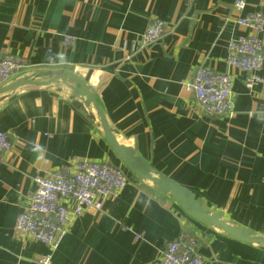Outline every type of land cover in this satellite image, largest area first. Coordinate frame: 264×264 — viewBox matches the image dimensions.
I'll return each instance as SVG.
<instances>
[{
  "label": "crops",
  "instance_id": "0c3cea01",
  "mask_svg": "<svg viewBox=\"0 0 264 264\" xmlns=\"http://www.w3.org/2000/svg\"><path fill=\"white\" fill-rule=\"evenodd\" d=\"M0 0V54L39 70H71L93 89L110 126L153 171L192 190L209 211L264 235V88L246 86L228 62L229 42L264 28V0ZM163 35L144 44L153 18ZM233 75V115L210 117L187 83L200 66ZM264 76V65L259 73ZM62 88V91H58ZM67 85L23 86L0 100V131L13 146L0 162V264H40L48 247L15 229L35 177L72 159L107 160L129 175L102 209L72 217L51 264H154L182 231L196 234L211 264H264V247L230 238L185 214L124 165L102 128L72 105ZM155 190V189H154Z\"/></svg>",
  "mask_w": 264,
  "mask_h": 264
},
{
  "label": "built area",
  "instance_id": "2783aa9c",
  "mask_svg": "<svg viewBox=\"0 0 264 264\" xmlns=\"http://www.w3.org/2000/svg\"><path fill=\"white\" fill-rule=\"evenodd\" d=\"M245 0H236L235 7L243 10ZM241 25L256 31L264 28V14L252 12L240 17ZM166 23L153 18L145 30L142 41L150 44L165 32ZM228 62L245 73V84L252 88L261 83L260 71L264 65L262 39L257 34L242 35L229 42ZM29 67L24 57L0 54V86L9 83ZM233 75L200 66L187 89L197 99L204 113L210 117L233 115ZM264 112V108H263ZM13 146L12 135L0 131V162ZM129 175L121 167L107 160L72 159L66 165L35 177L36 189L18 214L15 229L31 233L48 247L46 255L35 259L40 264H51L54 253L70 230L72 217H79L89 208L102 209L105 201L118 195L130 182ZM195 233L182 231L168 241L154 264H211L199 252Z\"/></svg>",
  "mask_w": 264,
  "mask_h": 264
},
{
  "label": "water",
  "instance_id": "95a60500",
  "mask_svg": "<svg viewBox=\"0 0 264 264\" xmlns=\"http://www.w3.org/2000/svg\"><path fill=\"white\" fill-rule=\"evenodd\" d=\"M60 82L72 90L70 96L72 105L83 111L91 121L102 128L113 151L136 177L151 185L158 193L170 196L179 204L186 215L199 223L217 227L232 239L245 243H255L264 247V235H260L246 226L232 225L224 220L222 211L211 212L204 208L202 199L197 197L192 190L173 179L156 174L150 164L133 146H128L120 140L118 131L108 123L93 89L78 73L66 69H47L23 74L0 86V100L8 93L23 86H50ZM58 91H62V88H58Z\"/></svg>",
  "mask_w": 264,
  "mask_h": 264
},
{
  "label": "trees",
  "instance_id": "16d2710c",
  "mask_svg": "<svg viewBox=\"0 0 264 264\" xmlns=\"http://www.w3.org/2000/svg\"><path fill=\"white\" fill-rule=\"evenodd\" d=\"M147 188H148L149 190H151V191H154V192L156 191V190L152 189L151 187H150V188H149V187H147Z\"/></svg>",
  "mask_w": 264,
  "mask_h": 264
},
{
  "label": "rangeland",
  "instance_id": "374dc122",
  "mask_svg": "<svg viewBox=\"0 0 264 264\" xmlns=\"http://www.w3.org/2000/svg\"><path fill=\"white\" fill-rule=\"evenodd\" d=\"M127 168V167H126ZM126 171V170H125ZM44 255H46V254H44ZM43 256V255H42Z\"/></svg>",
  "mask_w": 264,
  "mask_h": 264
}]
</instances>
